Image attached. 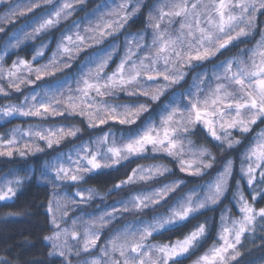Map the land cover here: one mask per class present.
<instances>
[{"label":"snow or ice","instance_id":"6c2138e0","mask_svg":"<svg viewBox=\"0 0 264 264\" xmlns=\"http://www.w3.org/2000/svg\"><path fill=\"white\" fill-rule=\"evenodd\" d=\"M0 7V202L46 189L49 264H264V0Z\"/></svg>","mask_w":264,"mask_h":264},{"label":"trees","instance_id":"16d2710c","mask_svg":"<svg viewBox=\"0 0 264 264\" xmlns=\"http://www.w3.org/2000/svg\"><path fill=\"white\" fill-rule=\"evenodd\" d=\"M102 2L103 0H87V8L91 9ZM4 11L5 8L0 7V15H2ZM22 23H24L23 19L15 20L12 25H6V29L8 32H11L14 27L18 28ZM137 26L138 25H134L131 30L134 31ZM15 99L16 97H13V100ZM4 102L3 99H0V103ZM27 122L32 121H27L24 118L12 120V124H26ZM0 124H3L4 128L11 126L10 124H4L3 121H0ZM0 131H3V128H0ZM39 158L42 161L43 157ZM32 162L34 161H30V163ZM143 162L144 161H137V163ZM18 163L20 162L18 161ZM11 166L12 165L0 159V171L6 170ZM132 166H134V164ZM121 171H123V169ZM115 176L116 173H113L112 176L102 177L100 178V183H110ZM46 196V189L37 186L33 181L26 186L23 195L19 196L15 203L0 202V249L10 246V254L13 256L18 254L21 264H49L50 258L47 257L48 248L42 240V235L46 232V229L41 227L44 221V204ZM228 202V200L224 201L225 204ZM221 207H223V205H221ZM218 211L219 209H217V218ZM8 212H27L29 214L8 217L5 215ZM205 215L211 216L213 213L208 212L205 213ZM25 241H27V243ZM194 258L195 256L191 259ZM185 264H190V261H185Z\"/></svg>","mask_w":264,"mask_h":264},{"label":"rangeland","instance_id":"374dc122","mask_svg":"<svg viewBox=\"0 0 264 264\" xmlns=\"http://www.w3.org/2000/svg\"><path fill=\"white\" fill-rule=\"evenodd\" d=\"M18 2H24V0H18Z\"/></svg>","mask_w":264,"mask_h":264}]
</instances>
